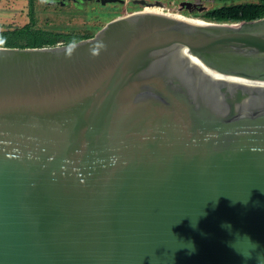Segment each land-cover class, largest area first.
Listing matches in <instances>:
<instances>
[{"label":"water","instance_id":"water-1","mask_svg":"<svg viewBox=\"0 0 264 264\" xmlns=\"http://www.w3.org/2000/svg\"><path fill=\"white\" fill-rule=\"evenodd\" d=\"M0 264H264V17L0 46Z\"/></svg>","mask_w":264,"mask_h":264},{"label":"rangeland","instance_id":"rangeland-1","mask_svg":"<svg viewBox=\"0 0 264 264\" xmlns=\"http://www.w3.org/2000/svg\"><path fill=\"white\" fill-rule=\"evenodd\" d=\"M126 1L125 4H108L106 8H92L94 3L88 1H84L82 5H75L72 1H67V4L61 5L60 3H47V0H34L36 25L47 30L53 29L76 33L93 32L96 29L95 26H101L111 18L112 15L106 17L109 11L113 12L114 10L117 12L116 15H120L141 8L132 0ZM29 2L30 0H0V29L5 25L15 26L29 22ZM206 4L209 7L214 6L212 1H207ZM98 6L100 5L98 4ZM163 11L180 12L175 10L174 7ZM180 13L191 17H197L198 15L188 12Z\"/></svg>","mask_w":264,"mask_h":264},{"label":"trees","instance_id":"trees-1","mask_svg":"<svg viewBox=\"0 0 264 264\" xmlns=\"http://www.w3.org/2000/svg\"><path fill=\"white\" fill-rule=\"evenodd\" d=\"M29 22L22 25H5L0 29V46L27 47L69 43L89 37L93 32L76 33L39 28L34 14V0L29 2ZM107 15H112L110 12ZM113 17V16H111ZM208 21L237 22L264 17V0H251L242 4L212 9L197 18ZM96 26L95 28H98Z\"/></svg>","mask_w":264,"mask_h":264},{"label":"flooded vegetation","instance_id":"flooded-vegetation-1","mask_svg":"<svg viewBox=\"0 0 264 264\" xmlns=\"http://www.w3.org/2000/svg\"><path fill=\"white\" fill-rule=\"evenodd\" d=\"M67 1H72L75 5H82V4H84L83 3L84 1L93 2L94 4L92 5V8H106L108 4H113V3L102 4L99 0H47V3H51V4L60 3L61 5H65L68 3ZM138 1L139 0H132L133 3L141 6V8H138L137 10H145L147 6L144 3H139ZM154 1H162L163 2V8H162L163 10L164 9L169 10V9H171V7L172 8L174 7L175 10H178V11L183 12V13L188 12V13H192V14L203 15L206 12L211 11L212 9L222 8L224 6L242 4V3H245V2L251 1V0H154ZM154 1L146 0V3L154 2ZM207 1H212L214 6L209 7L206 4ZM126 2L127 1L125 0V2H119L118 1V2H114V3L125 4ZM98 4L100 6H98ZM133 11H135V10H133ZM109 12H110V14H112V16H115L117 13L114 10H113V12L112 11H109ZM108 16H110V15H107L106 17H108ZM213 21H215V20H213Z\"/></svg>","mask_w":264,"mask_h":264},{"label":"bare ground","instance_id":"bare-ground-1","mask_svg":"<svg viewBox=\"0 0 264 264\" xmlns=\"http://www.w3.org/2000/svg\"><path fill=\"white\" fill-rule=\"evenodd\" d=\"M162 8H163V6L146 7L145 11H150V12H153V11H163ZM174 14L186 16V15L180 13V12H177V13H174Z\"/></svg>","mask_w":264,"mask_h":264}]
</instances>
